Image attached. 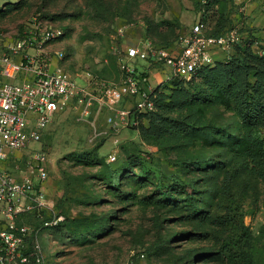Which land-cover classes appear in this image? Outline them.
<instances>
[{
    "label": "rangeland",
    "instance_id": "rangeland-1",
    "mask_svg": "<svg viewBox=\"0 0 264 264\" xmlns=\"http://www.w3.org/2000/svg\"><path fill=\"white\" fill-rule=\"evenodd\" d=\"M220 1L203 16L195 13L190 0H0V34L13 39L40 14L64 32L53 44L59 52L52 56L53 65L70 73L78 85H90L93 96L100 97L107 85L120 81V57L128 47L145 40L177 45L201 19L205 31L214 34L221 12L226 19L222 32L236 28L264 46V0ZM147 63L139 59L137 65ZM156 67L171 72L168 66ZM119 99L114 108H93L87 115L73 100L56 115L40 143L13 154L19 155L10 163L16 174L27 170V155H47V192L54 213L64 219L88 218L73 232L50 228L40 235L46 263L233 264L221 248L230 229L212 224L223 213L220 189L225 174L234 175L233 197L256 248L264 252V181L239 169L223 149L177 155L147 143L133 128L132 102ZM121 108L131 109L129 124L119 125L116 110ZM209 118L237 134L234 112L214 107ZM83 153H96L94 161L100 164L84 160ZM113 156L116 161H111ZM136 157L140 162L132 165ZM207 159L222 169L194 168L193 162ZM108 165L121 173L116 187L109 183ZM122 165L127 170L121 172ZM170 186L177 188L176 199L161 200V192ZM183 187L192 191L190 197ZM202 211L211 221L202 220Z\"/></svg>",
    "mask_w": 264,
    "mask_h": 264
},
{
    "label": "built area",
    "instance_id": "built-area-1",
    "mask_svg": "<svg viewBox=\"0 0 264 264\" xmlns=\"http://www.w3.org/2000/svg\"><path fill=\"white\" fill-rule=\"evenodd\" d=\"M63 36L62 29L40 14L15 38L4 39L0 34V264H47L40 235L64 220L54 213L48 196L47 155L41 151L27 155V170L16 174L10 167L19 158L15 152L40 143L56 115L75 99L87 115L94 109L114 108L124 97L133 104L132 123L137 125L136 114L155 110V87L145 70L138 68L139 59L168 66L173 76L189 79L199 69L215 64L216 49L228 54L244 39L236 28L220 36L209 35L199 20L175 47L151 40L139 42L120 57V81L106 84V91L94 97L90 85H78L70 73L53 65L52 56L59 55L53 44ZM116 111L119 125L129 124L131 109Z\"/></svg>",
    "mask_w": 264,
    "mask_h": 264
},
{
    "label": "trees",
    "instance_id": "trees-1",
    "mask_svg": "<svg viewBox=\"0 0 264 264\" xmlns=\"http://www.w3.org/2000/svg\"><path fill=\"white\" fill-rule=\"evenodd\" d=\"M190 1L195 13L203 12V16L213 11V5H221L220 0ZM224 14L225 12H221L217 21V30L214 34L208 33L209 35L220 36L226 33L222 32L226 21ZM179 40L180 37L177 44ZM256 43H259L256 37L247 35L225 59L199 69L189 79L174 76L155 87V110L136 114L138 124L133 128L139 131L147 143L177 155H192L196 150L223 149L233 156L239 169L264 181V54L259 52ZM160 46L175 47L176 44ZM259 48L264 50L260 43ZM214 107L234 112L239 118L237 134L228 132L226 128L210 120L209 113ZM82 158L88 162L98 160L96 153H83ZM94 162L100 164L101 161ZM139 162L140 158L136 157L132 165H138ZM192 164L194 168L201 170L222 169V166L208 159ZM122 166L121 172L127 170L125 165ZM108 169L110 185L118 186L120 171L109 165ZM233 181L234 175H224L220 189L223 213L216 215L212 221L213 225L230 229V234L221 247L222 251L233 264H264V252L260 254L256 248L251 228L246 225L241 209L233 197ZM183 190L187 196L192 195L189 188L183 187ZM175 192L177 188L170 186L167 191L161 192V200L176 199ZM224 202H228L226 204L229 207L223 205ZM200 215L202 220L211 221V216L206 211H202ZM87 220L88 218H65L52 228L57 232H73L85 226ZM261 238L264 241V227Z\"/></svg>",
    "mask_w": 264,
    "mask_h": 264
},
{
    "label": "crops",
    "instance_id": "crops-1",
    "mask_svg": "<svg viewBox=\"0 0 264 264\" xmlns=\"http://www.w3.org/2000/svg\"><path fill=\"white\" fill-rule=\"evenodd\" d=\"M229 53H233V51H230ZM214 56H215L216 60H223L227 57V54L220 49H216L214 51ZM138 68H139V66H138ZM139 69L145 70V72L148 74L150 84L153 87H157L160 84H162L163 82L168 81L174 77L172 75V72H169L165 68H163V70H160L158 67L153 66L150 63L143 65L142 68H139Z\"/></svg>",
    "mask_w": 264,
    "mask_h": 264
}]
</instances>
